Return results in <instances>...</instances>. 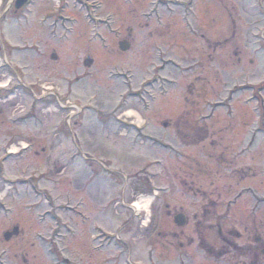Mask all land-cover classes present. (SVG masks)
<instances>
[{"label":"rangeland","instance_id":"obj_1","mask_svg":"<svg viewBox=\"0 0 264 264\" xmlns=\"http://www.w3.org/2000/svg\"><path fill=\"white\" fill-rule=\"evenodd\" d=\"M66 1L62 28L49 19L55 0L5 15L7 44L39 43L45 56H9L0 42V161L11 155L0 264H227L228 241L240 248L228 264H252L245 228L264 226V0L85 1L98 12ZM107 117L137 126L102 128ZM151 195L146 224L133 207Z\"/></svg>","mask_w":264,"mask_h":264},{"label":"flooded vegetation","instance_id":"obj_2","mask_svg":"<svg viewBox=\"0 0 264 264\" xmlns=\"http://www.w3.org/2000/svg\"><path fill=\"white\" fill-rule=\"evenodd\" d=\"M16 1L17 0H15V2ZM59 1L60 2L57 5L58 9H57L56 13L53 14V15H50L49 16L50 18L49 17H46V18H49L50 20H52V18H53V24H54L53 26H55L57 28L58 27L62 28V26H63L62 25V22H63L62 18H64V16H62L61 13H62V11H64L65 8H67V6H69V4L67 3L66 0H64V1L63 0H59ZM76 2H78L77 4L81 5L82 7H88V3H86L85 0H78V1L76 0ZM179 2L183 3L182 1H179ZM190 2H194V0H190ZM100 7H99V5L97 7H95V12H98ZM60 9L62 11H60V13H59ZM14 12H15V14H19V11H17V10H14ZM5 18H6L5 15H3L1 21H4ZM66 19H68V18H66ZM103 20H105V18ZM106 22H108V20H106ZM0 27H2L1 23H0ZM57 38H59V40H61V38H63L62 34H60V37H57ZM0 41H1V39H0ZM8 48H9V53H8L9 56L12 55L13 52H18L19 54L20 53H24V52H28V53L30 52V53H35V55H38V56H43V57L45 56L44 51H43V47L39 43H36L34 45H30V47L26 46V47L20 48V47H14L13 46V47H8ZM5 49H6V47H5ZM53 56H55L56 59H58V56L55 54V52L50 57V59H53ZM6 57H7V53H6ZM5 64L8 66L7 61H5ZM17 70H19L18 67H17ZM18 83H19L18 86H20V87L24 86V81H22L21 79L19 80ZM27 89L30 90V91H33L29 87H27ZM261 230H262V232H260L259 228H258L257 231H256V234H255V233H253L254 231L250 232V231H248L247 228H245V232H247L246 235H248L251 238H253V241H254L253 244H252V247H249V250H247L246 253H245L246 256H247V260L250 263H252V264L259 263V261H262V262L264 261V226L261 227ZM234 232L238 233V231H235V230H234ZM180 235L181 234H177V233L175 234V236H177V237H179ZM239 237L241 238L242 236L239 235ZM204 245H205V243H204ZM206 246L209 249V253H212V250H211L212 246L211 245H206ZM238 249H240V248H239V246L236 243H234V242L230 243L228 241L227 245L225 244L223 246V248L220 251H218V256L221 257V258H224L225 260L227 259L226 262H225L227 264L229 262H234V263L236 262L237 263L238 258H239V255H237V251H239Z\"/></svg>","mask_w":264,"mask_h":264},{"label":"water","instance_id":"obj_3","mask_svg":"<svg viewBox=\"0 0 264 264\" xmlns=\"http://www.w3.org/2000/svg\"><path fill=\"white\" fill-rule=\"evenodd\" d=\"M28 2H29V0H17L15 7H16V9H20L23 6H25L26 4H28ZM129 48H130L129 43L124 42V43L120 44V50L121 51H128ZM86 63H87L86 66L91 67L93 62L88 59L86 61ZM175 223L177 226L182 227L186 224V220L182 215H180V216L176 217ZM18 235H19V229L16 227L12 232L6 233L4 235V238L6 241H10L12 238L17 237Z\"/></svg>","mask_w":264,"mask_h":264},{"label":"bare ground","instance_id":"obj_4","mask_svg":"<svg viewBox=\"0 0 264 264\" xmlns=\"http://www.w3.org/2000/svg\"><path fill=\"white\" fill-rule=\"evenodd\" d=\"M2 88H5L6 86H1ZM127 112V110H125ZM137 114H133V116H136ZM16 152V151H15ZM151 204V200L149 198H146L144 200V202L138 200L135 202L134 204V208L137 210V211H140L141 213L143 212H146L147 209H149V212H150V208H149V205ZM150 219V216L147 217V220L145 221L146 224L149 223V220Z\"/></svg>","mask_w":264,"mask_h":264}]
</instances>
